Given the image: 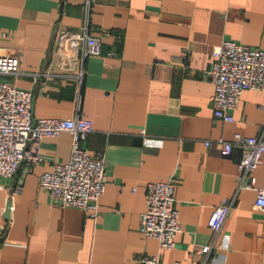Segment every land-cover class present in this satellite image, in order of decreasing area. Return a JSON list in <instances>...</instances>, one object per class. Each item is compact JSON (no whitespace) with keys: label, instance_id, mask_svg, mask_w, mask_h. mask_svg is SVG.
I'll use <instances>...</instances> for the list:
<instances>
[{"label":"crops","instance_id":"0c3cea01","mask_svg":"<svg viewBox=\"0 0 264 264\" xmlns=\"http://www.w3.org/2000/svg\"><path fill=\"white\" fill-rule=\"evenodd\" d=\"M85 2L0 0V53L18 52L22 72H57L56 41L81 30ZM88 14L102 52L86 58L82 84L40 73L1 77L32 90L36 118L78 112L92 120L80 145L104 154L108 182L98 215L54 204L39 186L43 172L68 161L72 145L68 131L44 137L40 163L0 176V260L137 264L154 254L160 264H193L214 237V206L236 192L240 151L224 154L219 139L258 135L264 125V87L242 92L233 121L214 120L211 52L225 39L264 49V0H90ZM254 175L264 188V159ZM168 179L181 230L172 248L159 249L140 233L139 216L146 182ZM255 198V190L237 191L221 232L228 247L212 249L214 264H264V209Z\"/></svg>","mask_w":264,"mask_h":264},{"label":"built area","instance_id":"2783aa9c","mask_svg":"<svg viewBox=\"0 0 264 264\" xmlns=\"http://www.w3.org/2000/svg\"><path fill=\"white\" fill-rule=\"evenodd\" d=\"M89 9L90 0H86V14L79 32L64 31L59 35L55 73L22 72L18 52L0 53V176L14 175L22 163L28 166L40 163L43 160L38 149L40 141L68 131L72 137L68 161L54 163L50 171L39 176L38 183L49 193L52 203L77 207L96 217L98 199L108 178L103 152H89L80 145L93 130L92 120L78 112L67 118H36L32 114V90L19 88L1 77L27 73L37 79L38 75L45 74L72 78L82 84L86 58L102 52L100 38L89 31ZM62 48L71 50V55L66 57ZM211 53L214 61L208 69V77L214 87L213 118L231 122L234 119L232 111L237 107L242 92L264 87V49L225 39L214 46ZM109 54L113 55L114 51ZM219 142L224 154H229L234 147L240 151L236 192L214 206L208 218L214 237L210 243L197 249L200 259L193 264H214L212 249L228 247L227 237L221 232L238 190H255V206L264 209V188L256 186L254 175L264 159V125L258 135L246 136L236 132L230 140L219 139ZM144 187L146 208L140 213L138 229L142 235L155 238L159 249H170L181 230L179 212L174 204L175 182L171 179L149 181ZM21 188L17 185L15 192ZM0 264L10 263L0 260ZM137 264H160L159 255H140Z\"/></svg>","mask_w":264,"mask_h":264}]
</instances>
